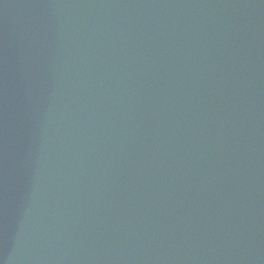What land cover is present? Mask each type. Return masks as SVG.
Segmentation results:
<instances>
[{"label":"water","instance_id":"obj_1","mask_svg":"<svg viewBox=\"0 0 264 264\" xmlns=\"http://www.w3.org/2000/svg\"><path fill=\"white\" fill-rule=\"evenodd\" d=\"M0 264H264V0H0Z\"/></svg>","mask_w":264,"mask_h":264}]
</instances>
